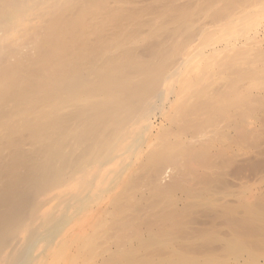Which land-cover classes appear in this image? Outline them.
Wrapping results in <instances>:
<instances>
[{
	"label": "bare ground",
	"instance_id": "obj_1",
	"mask_svg": "<svg viewBox=\"0 0 264 264\" xmlns=\"http://www.w3.org/2000/svg\"><path fill=\"white\" fill-rule=\"evenodd\" d=\"M182 1L148 0L133 15L139 0H107L102 15L109 4L96 0L86 31L92 14L57 0L36 39L41 58L2 71L0 110L11 115L0 139L14 153L0 163V264H264V173L222 183L251 153L242 139L264 130V0ZM20 6L0 4V62L24 49L13 16L28 35L46 27ZM81 32L93 46L70 45ZM228 74L238 94L224 99ZM209 87L224 90L200 104L195 92ZM26 138L45 145L24 156Z\"/></svg>",
	"mask_w": 264,
	"mask_h": 264
},
{
	"label": "rangeland",
	"instance_id": "obj_2",
	"mask_svg": "<svg viewBox=\"0 0 264 264\" xmlns=\"http://www.w3.org/2000/svg\"><path fill=\"white\" fill-rule=\"evenodd\" d=\"M2 1V2H1ZM6 0H0V4L1 3H3V2H5ZM7 1H9V0H7ZM15 1H17V2H21V4H22V6H20V10H22L19 14V16H20V18L21 19H23V20H26V16L31 12V11H33L34 10V15H36V16H34L35 18H36V20H37V18H39L40 16H42V18L43 19H41V17H40V19L39 20H43L41 23H43L44 22V25L43 26H45L46 24L49 26L50 25V23L52 22V19H54V16H55V13H53L54 12V10H56V9H58V8H56V6H54V2L55 1H57V0H15ZM70 1H72V3L74 2V1H76V3L74 2V4H71V2ZM69 0V4H71V5H73L72 6V9H71V5L69 6L70 7V9H71V11L73 10V8L75 9V8H78L79 10L81 9V10H83V11H85V13H86V11H91L90 9L92 8V6L93 7H96V8H98V7H100L98 4V6L96 5V0L94 1V0H85V2H84V0L82 1V0ZM88 1H94V2H92V3H88ZM97 1H99V0H97ZM104 2L102 3V4H105V7H107L108 5L107 4H109L110 2H108L107 3V0H103ZM106 1V2H105ZM109 1V0H108ZM111 1V0H110ZM140 1V3L138 2V7L136 6V5H134V6H130V8L128 7V9L129 10H131V8L133 9V11H134V9H135V12H133L132 10V13H133V15H135V13L137 12V10H136V8H141V7H147V5L149 4V2H148V0L146 1V0H139ZM180 1V0H179ZM185 0H183L182 2H184ZM189 0H186V2H188ZM63 0H62V3H61V6L59 7V8H61L62 6L63 7H65V8H68L69 9V7H66V6H64V5H66L67 4V6H68V2L66 1V2H64V4H63ZM80 2V3H79ZM87 2V3H86ZM113 2V3H112ZM112 4H111V6L114 8L115 6L116 7H119V5H120V2H119V0H112ZM116 2V3H115ZM143 2V3H142ZM25 3V4H24ZM58 3V2H57ZM66 3V4H65ZM83 3H86V4H83ZM94 3V4H93ZM98 3V2H97ZM115 3V6H113V4ZM82 6V8H80V5ZM89 4H90V6L91 7H88L89 6ZM93 4V5H92ZM110 4H109V7H107V8H103L104 7V5H102L101 7V11L102 10H108L109 8H111L112 9V7L110 6ZM119 4V5H118ZM76 5V6H75ZM79 5V6H78ZM84 5H86L85 7H86V9L87 10H85L84 8ZM96 5V6H95ZM107 5V6H106ZM118 5V6H117ZM75 6V7H74ZM39 7V8H38ZM62 7V8H63ZM153 7H154V5H153ZM163 7V6H162ZM162 7H159V8H162ZM34 8H36V9H34ZM38 8V9H37ZM45 10H44V9ZM89 8V9H88ZM46 9H47V11H46ZM35 10H37L38 11V13H37V11H35ZM45 11L46 13H44V14H41V13H43L42 11ZM95 9H93L92 8V13H89V12H87L88 13V15L89 14H92V15H90V16H92L91 18H90V20H88L86 23H85V25H84V27H85V29H86V31L89 29H93L94 28V25L92 26L91 24L93 23H95V22H92L91 20H94V13H93V11H94ZM142 10H144V8H142ZM141 10V11H142ZM82 11V12H83ZM95 12V11H94ZM99 12V11H98ZM67 13H72V12H70V10L67 12ZM87 13H86V15H87ZM95 13H97V11L95 12ZM100 13V12H99ZM37 14H38V17H37ZM97 15H98V13H97ZM102 15H103V11H102ZM101 14H99V16L98 17H100V16H102ZM45 16V17H44ZM33 17V16H32ZM31 17V18H32ZM33 17V18H34ZM51 19V20H50ZM50 20V21H49ZM95 20H97V19H95ZM144 20V19H143ZM27 21V20H26ZM49 22V24H48V22ZM98 21H99V18H98ZM211 20L209 19V18H206L205 19V22H210ZM90 22V23H89ZM92 22V23H91ZM100 22V21H99ZM98 22V23H99ZM262 22V25L264 24V18H263V20L261 21ZM87 23H89L88 25H86ZM106 23V22H105ZM5 23H1L0 24V38L2 37V35H3V33H4V25ZM8 24H9V26H11V27H13V28H15L17 31H19L22 35H21V37H23L22 39V42H21V40H20V42L22 43V46H24V49L23 50H21L23 47H21V46H19V48L18 47H16V49H13L12 47H11V52H9V54L7 55V56H5V57H3L1 60V62H0V76L1 77H3L4 75H7L8 74V70L7 69H9L10 67H8V65H10L11 66V64L13 65V63H14V65L16 64V62L18 63V62H20L21 60H24V62L26 61V62H28V61H30L31 59H33V61L36 59V60H39L41 57H39L40 56V48L38 47V45H37V43H36V39L37 38H39V36L40 37H42L44 34H45V29L48 27L47 25H46V27H44V30H43V28H41L37 33H36V35L34 34H32V35H28V34H26V33H24V30H22V29H19V26L16 24V17L15 16H13L12 17V19L8 22ZM89 25H90V28H89ZM109 25H111V26H113L112 25V23L110 24V23H107V25L105 26V28H103V33H104V31H105V33L104 34H102V36L103 37H100V38H103L104 39V41L103 42H109V43H106L109 47H111L112 46V32H113V30L112 29H114L113 27L112 28H110L109 29ZM92 26V27H91ZM110 26V27H111ZM83 27V28H84ZM118 27H119V25H118ZM262 28V27H261ZM257 29V28H256ZM41 30L44 32H41ZM110 31H112V32H110ZM257 31V30H256ZM255 31V32H256ZM260 31V30H259ZM85 32V31H84ZM83 32V34L84 35H86L85 33ZM98 32H99V30H98ZM140 32H142V33H147L146 31H144V28L142 27L141 29H140ZM107 33V34H106ZM111 33V34H110ZM40 34V35H39ZM83 34H82V32H81V34L79 33L78 35H74V37H73V41H72V38H70V40H69V43H72V44H70V45H79V44H84V43H87L86 44V46H90V44H91V46H93L92 45V43H94L95 42V40L93 41V37H94V34H92V35H89V34H87L86 35V38L83 36ZM29 37H28V36ZM79 35H80V37H79ZM99 35V33L97 34V36ZM105 35V36H104ZM108 35H109V37H108ZM256 35H258V32L256 33ZM27 36V37H26ZM83 36V37H82ZM90 36V37H89ZM106 36H107V39H106ZM82 37V38H81ZM105 37V38H104ZM25 38V39H24ZM28 38V39H27ZM74 38H75V40H74ZM77 38V39H76ZM90 38H91V41H90ZM99 38V37H98ZM121 38V37H120ZM31 39V40H30ZM78 39H79V41H78ZM83 39V40H82ZM79 42H77V41ZM81 40V41H80ZM86 40H87V42H86ZM74 41H75V43H74ZM26 42V43H25ZM33 43V44H32ZM74 43V44H73ZM110 43H111V45H110ZM26 44V45H25ZM29 45V46H28ZM106 45V46H107ZM144 43L141 45V50L143 51V49H144ZM26 46V47H25ZM34 46V47H33ZM146 46H147V44H146ZM21 47V48H20ZM143 48V49H142ZM35 49L36 50H39V51H35ZM109 50H110V48H108ZM18 50V51H17ZM35 51V52H34ZM30 54V55H29ZM38 54V55H37ZM64 54V53H63ZM62 54V55H63ZM61 55V56H62ZM29 56V57H28ZM32 56H34V57H31ZM26 57V58H25ZM26 60H25V59ZM30 58V59H29ZM77 58V60L79 61V57H76ZM91 58H93V56L91 57ZM90 61H93L92 59L90 60ZM23 62V61H22ZM80 62H81V58H80ZM8 67V68H7ZM37 67V66H36ZM6 68V69H5ZM11 68H12V66H11ZM7 70V71H6ZM10 70V69H9ZM38 70H40V71H42V69L40 68L39 69V67H38ZM7 72V74H5V73H3V72ZM10 72V71H9ZM227 77V76H226ZM228 77H229V82L230 83H233V84H231L232 85V88H228V91L223 95V98L224 99H226V98H228V97H230L231 96V94L233 93V95H237L238 93V91H236L235 92V90L237 89V87L239 86V85H237L234 81H236V77L234 78V76L233 75H231V74H228ZM4 78V77H3ZM1 79V78H0ZM236 86H235V85ZM244 84H246L245 82H244ZM209 88H211V87H209ZM235 88V89H234ZM224 89H222L221 91L219 90V92H217V91H213L212 90V88L211 89H206V90H204V89H202L201 91H198V92H195V93H197V95H198V99H199V103L200 104H204L205 102H211V101H208V97H211V96H213V95H216L217 97H218V95L217 94H222V91H223ZM74 91V93L76 94L77 93V91H76V89L75 90H73ZM247 90H245V92H246ZM240 92V91H239ZM255 93H254V96H255V94L257 95V94H259V91L258 90H256V91H254ZM263 93H264V90L262 89V92H261V97L263 96ZM232 95V96H233ZM63 96V91H61L59 94H58V99L60 100H62V97ZM215 96V98H217ZM253 96V95H252ZM214 98V99H215ZM14 99V100H13ZM229 99V98H228ZM174 100V99H173ZM13 101V103H14V101H16L14 104L12 103L11 104V102ZM17 103V104H16ZM16 104V105H15ZM9 105L10 106H18V105H20L19 104V100L17 101V98H12V100L9 102ZM199 107V105L195 108V110L197 109ZM219 107H222V106H219ZM72 107H68V106H66V108H65V110L64 111H61V115H60V121H61V124H60V126L62 127H66V126H68L69 124H67V123H70V120H69V118L67 119V121L65 122V118H66V116L67 117H71L72 116V112H73V110H71L70 112H69V110L71 109ZM80 110H83V107L82 106H80ZM68 109V110H67ZM84 109L85 110H87V108L86 107H84ZM93 110V109H92ZM66 111V112H65ZM69 113H68V112ZM83 112V111H82ZM92 111L90 110V111H88V113H89V115L88 116H92L93 115V113H91ZM4 113V114H3ZM10 113V114H9ZM66 113H68V114H66ZM71 114V116H68V115H70ZM3 115H4V118H6V115H8V116H10L11 115V111H9L8 109H4V110H0V120L1 119H3ZM62 118H64V120H62ZM63 121V122H62ZM64 123V124H63ZM215 129H213V128H210L209 130H208V133L206 134L205 133V135L202 137V141L205 143V145H208V146H210V144L211 143H215L214 142V139H215ZM23 135V134H22ZM25 135V134H24ZM66 136H68V135H66ZM249 137H250V135H249ZM256 138H253V139H250L249 138V140L250 141H248V140H246V139H242V141H243V146L242 147H244V146H246V144L248 145V146H250V148L251 149H249V150H251V151H249V152H251V153H249L250 155H245V156H243V157H240V158H242V160H239V158H237V162L236 161H234L235 162V164L234 163H230L231 164V166H230V164L229 165H227V170H226V172H224V176H223V179H222V183H225V184H234L236 181L237 182H240V180H242V179H253V178H255V176H257L258 174H261V173H264V130H262V131H260L259 132V134L258 135H256L255 136ZM20 137H17L16 139H19ZM246 140V141H245ZM3 141V142H2ZM5 141H7V139L6 138H4V137H2L1 139H0V163L2 164V165H8L10 162H11V160H12V156H13V153H14V150H10L11 148L10 147H5V146H7L6 145V142ZM192 141V140H191ZM248 141V142H247ZM3 144H2V143ZM30 140H28L27 138L24 140V141H22L21 142V148H19V152L22 154V155H24L25 156V154L26 155H28V154H31V155H33V153H35L38 149H39V147H42V146H44L45 144H44V142L43 143H39L40 145H38V144H34V142H31ZM88 143H90L91 141L89 140V141H87ZM46 143V142H45ZM87 143V144H88ZM195 143V141H192V144H194ZM216 143H219V144H221V142H218V141H216ZM246 143V144H245ZM4 145V146H3ZM88 145H90V144H88ZM24 146H26V147H24ZM29 146V147H28ZM37 148H36V147ZM247 146V147H248ZM253 147V148H252ZM28 148V149H27ZM30 148V149H29ZM6 149V150H5ZM32 150V151H31ZM34 150V151H33ZM10 152V153H9ZM4 153V154H3ZM12 154V155H11ZM250 158V159H249ZM5 159H7L6 161H4ZM11 159V160H10ZM10 160V161H9ZM250 162H249V161ZM236 163H237V165H236ZM217 164L219 165V162H217ZM234 164V165H233ZM232 165H233V167H232ZM228 168H229V170H228ZM215 169V168H214ZM220 173V172H219ZM219 173H218V175H219ZM1 184H3V186H4V182H3V180H1L0 179V190H1V188H3V186L1 187ZM196 214V213H195ZM208 215V216H207ZM209 215L210 214H206L205 215V213H203V214H201L200 216H201V219H200V221H207L206 219H208L209 218ZM196 216V215H195ZM198 216V215H197ZM207 217V218H206ZM205 218V219H204Z\"/></svg>",
	"mask_w": 264,
	"mask_h": 264
}]
</instances>
